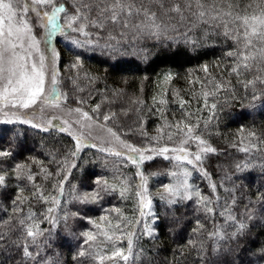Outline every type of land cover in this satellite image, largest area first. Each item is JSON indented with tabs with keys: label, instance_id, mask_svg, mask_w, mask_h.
<instances>
[{
	"label": "trees",
	"instance_id": "1",
	"mask_svg": "<svg viewBox=\"0 0 264 264\" xmlns=\"http://www.w3.org/2000/svg\"><path fill=\"white\" fill-rule=\"evenodd\" d=\"M235 2L241 8L251 4V12L260 0ZM190 34L199 38L201 46L195 52L184 49L187 54L183 56L173 57L155 40L144 39L134 46L124 43L121 51L116 53L103 49L88 52L82 58L80 68L72 67L76 59L74 53L85 50L76 49L69 41L63 39L61 42L60 39L57 47L60 53L59 88L67 94L66 104L71 107H82L92 114V107L99 104L101 113H116L108 126L122 140L138 148L154 145L156 142L151 138L160 135L157 129L181 119L182 111L195 113L199 117L198 131L217 151L208 154L203 162L208 176L192 171L188 183L193 192L199 190L202 196L209 198V207L213 211L206 212L202 204L197 203L196 196L175 204L161 199L162 195H166L165 186L177 180L170 172L183 171V168L174 167V160L154 156L140 166L148 177L145 188L153 213L142 216L140 198L136 195L141 183L136 175L138 168L126 157H117L98 148H83L79 158H76L72 155L76 141L68 134L56 129L45 132L28 124L0 123V151L11 153L0 157V174L6 177L5 186L0 187V233L7 237L6 247L0 248V264H25L22 251L15 246L16 241L23 239L16 223L19 215L29 211V205L45 232L38 238L37 245L31 247L39 255L26 264H97L89 256L80 257L77 253L82 248L90 252L103 249L101 241L105 238L84 219H94L100 230L112 234L108 221L100 220L103 215H108L113 229L117 222L120 223L123 232L113 235L117 246L126 250L128 239H133L134 253H139V259L134 264H264V254L260 252L264 248V199L260 195L264 194V107L259 100L253 102L245 98L243 86L232 76V86L239 99L225 104L227 94L220 92L218 109L222 108V111L218 112V119L210 118L208 109L202 108V102L198 103L193 98L189 81L205 76L202 71L205 64L209 74L226 77L225 69L232 59L226 53L235 45L221 29H211L207 25ZM78 38L84 39L83 36ZM180 47L183 49V46ZM169 72L174 78L171 82H164L163 77ZM85 73L93 78V82H88ZM189 73L192 75L189 76ZM80 99H85L87 103L78 104ZM160 99L166 100V103L160 105ZM180 99L190 103H185L184 109H181ZM197 109L202 110L198 112ZM205 120H208L207 127ZM163 131L165 136L160 144H171L167 139L169 129L164 127ZM249 133H255V136ZM241 148H248L249 151H241ZM195 150L193 144L192 151ZM245 162L251 166L238 170L236 165ZM73 163L75 167H71ZM18 164L24 166V174L19 179L15 171ZM185 167L191 171V165L185 164ZM28 172L34 175L35 185L49 198L58 195L56 185L67 174L61 203L51 214L58 218L55 226L45 219L51 201L49 199L45 203L32 195L35 191L33 181L24 178ZM105 182L115 186V191L111 188L105 190ZM213 184L216 185L215 191L211 187ZM21 187L23 192H20ZM122 188L125 189L123 196L120 194ZM93 192H99L100 196L95 202L83 203L76 198L90 197ZM17 195L28 197L21 205L24 213L11 211L12 201ZM226 207L237 220H244L248 228L239 239L226 237L220 241L219 251H216V241L209 238V233L222 229L230 236L235 230L232 221L226 220ZM153 216L156 218L154 222ZM248 216L252 219L249 220ZM146 225L153 230L152 235L145 230ZM86 231L97 234L96 240L85 244L81 233ZM104 264L116 262L105 260ZM119 264L124 262L119 261ZM129 264L133 261L130 260Z\"/></svg>",
	"mask_w": 264,
	"mask_h": 264
},
{
	"label": "snow or ice",
	"instance_id": "2",
	"mask_svg": "<svg viewBox=\"0 0 264 264\" xmlns=\"http://www.w3.org/2000/svg\"><path fill=\"white\" fill-rule=\"evenodd\" d=\"M264 0H260L257 8L249 12L252 5L249 4L243 8L235 0H0V123L3 124H30L33 128H40L41 131L57 129L64 132L69 129L63 125H74L77 135H74L76 141L73 157L79 158V153L83 147H98L90 144L88 137L92 136V130L99 128L105 131L108 137L118 141L131 153L137 155L131 156L121 151L105 149L99 147L100 151H107L117 157H126L133 164L137 165L136 175L140 178L139 191L136 195L140 198L141 215H145L144 208H150L151 201L148 200L145 185L148 177L144 174L140 166L145 160H151L154 156H162L165 160L176 161L175 168H183L182 172L171 171L170 175L177 177L173 184L165 186L166 195L161 199H166L169 204H175L182 200L192 199L196 196L197 203H201L206 212H212L209 207L210 200L202 196L199 190L193 192L188 183L192 171H200L205 177L208 176L203 169V162L210 153H215L217 149L212 147L203 139L200 128L199 117L195 113L181 112V119L162 125L157 131L160 133L157 137H152L156 143L149 148H138L120 139V136L111 127L108 122L114 120L116 113L100 112V105L92 107L90 114L84 111L82 107L63 108L67 102V94L60 91L61 83L57 65L60 59V53L53 46V40L57 36L63 37L69 41L76 49H84V52L74 53L76 59L72 64L73 68L82 67V58L88 52H95L96 49L108 50L110 53L121 51L124 43L135 45L136 42L144 39H152L157 42L161 49H166L171 56L179 57L186 55L184 49H190L195 52L200 47V40L194 37L192 33L202 25H207L211 29H221L223 35L234 42L235 47L228 50L226 55L232 58L225 69L226 77H217L209 74L208 65H204L202 71L204 77H196L189 81L192 88L193 98L202 102V108H207L210 118L218 119V104L221 102L220 92L226 93L224 103L230 100L239 99L236 96L235 88L232 86L230 77L235 76L237 83L241 84L245 90V98L251 101H261V107H264ZM185 30H181L183 26ZM39 27L44 32V38H38L35 29ZM95 30V31H92ZM72 34H76L73 36ZM83 36L81 40L78 37ZM43 43L44 47L41 48ZM183 46V49L180 47ZM176 48V51H172ZM143 51V49H140ZM146 58V57H145ZM219 67V65H217ZM250 74V78H249ZM88 82H93V78L84 74ZM192 73H189L191 76ZM174 76L171 72L163 77L164 82H171ZM75 84V80L73 81ZM197 85L200 87L197 88ZM259 86V87H258ZM83 90V87H79ZM250 90V96H249ZM40 103V112L43 113L48 108L65 110L69 116L75 113L73 120H61L58 125L54 123L61 118L52 115L42 117L46 123L37 124L31 119L24 118L20 114L21 109H29ZM78 104H86L85 99L77 101ZM142 104V101H134ZM160 105H164L166 100L160 99ZM181 109H184L185 101H179ZM254 106V105H253ZM161 111V109H157ZM202 109H197L201 111ZM166 119V118H165ZM208 120L204 124L207 127ZM164 127L169 129L167 139L171 142L169 145H161L160 140L165 136ZM174 129V131H173ZM255 136V133H249ZM109 143L112 142L110 139ZM195 144L196 150L192 151V145ZM255 147V146H253ZM241 151L247 152L248 148H241ZM148 153V155H145ZM173 153L176 155H169ZM8 151H0V157L8 156ZM191 165V171L185 167ZM249 162L237 164L238 170L243 171L250 167ZM71 167H75L73 163ZM17 178L24 174V166L17 165L15 169ZM182 177V178H179ZM24 178L33 181L35 191L32 195L45 203L51 201L45 213V219L53 226L58 222V218L51 215L56 207H59L60 197L64 195V183L67 181V174L64 179L58 182L59 193L50 198L44 196L43 191L35 185L34 175L28 172ZM99 182V181H98ZM126 183V181H125ZM6 177L0 174V187L5 186ZM215 191L216 185H211ZM111 188L115 191V186H109L105 182V190ZM24 189L21 187L20 192ZM125 189H121L123 196ZM264 199V194H260ZM83 203L95 202L100 196L99 192H93L90 197H76ZM28 200L26 196L17 195L13 201V213H24L21 205ZM235 203V201H233ZM226 220H231L234 231L227 236L222 229L209 233V238L216 241V251H219L220 241L228 239H239L248 228L244 220H237L230 209L226 207ZM148 215H153L150 211ZM88 223L92 224L98 230V234L105 239L101 241L104 245L99 252H90L82 248L77 256H89L97 262L104 264L105 260H111L119 264H133L139 259V253H134V241L129 238L126 250L117 246L113 235L117 232H123L120 223L117 222L115 228H112V222L108 220V215L100 217L101 221H108L109 231L100 230V225L94 219L84 217ZM153 216V222L155 221ZM251 220L252 217L248 216ZM16 226L19 228L23 237L22 241H16L15 246L22 251L23 259L34 261L39 252L31 250L33 245H37V240L45 232L40 227V221L35 218V213L29 211L19 215ZM145 230L149 235L153 230L146 225ZM85 237V244L89 241H95L97 234L91 231L81 233ZM127 235V234H125ZM132 235H135L134 233ZM7 237L0 233V248L6 247ZM189 243H192L190 241ZM91 247V245H90ZM264 254V248L260 249Z\"/></svg>",
	"mask_w": 264,
	"mask_h": 264
},
{
	"label": "rangeland",
	"instance_id": "3",
	"mask_svg": "<svg viewBox=\"0 0 264 264\" xmlns=\"http://www.w3.org/2000/svg\"><path fill=\"white\" fill-rule=\"evenodd\" d=\"M35 31L38 34V38L43 40V38H44L43 30L41 28L37 27L35 29ZM60 39L62 42L63 37H60V36H57L53 40V46H55L56 49L58 47V40H60ZM43 47H44V45L42 43L41 48L43 49ZM57 70H58V65H57ZM40 108H41V105L38 102L36 105L32 106L29 109H21L20 114L24 118L31 119L37 124L46 123V120L42 119V117H49L52 115H55V116L61 118L60 120L54 121V123H56L58 125L61 123V120H69L70 121V120H73L75 118V113H73L71 116H69L68 113L65 110H63V108H75V107H71L67 104H64L62 109L48 108L43 113L40 112ZM28 125H30V124H28ZM63 126L69 129L68 131H64L63 133L68 134L73 138H74V135L78 134L76 131V127L74 125L70 126V125L65 124ZM110 139L112 140L111 143L108 142ZM122 141H124V140H122ZM88 142L90 144L97 145L98 147H91L90 146V147H83V148H98V149H99V147H103L105 149L111 148L112 150H117V151H121L123 153H127V155H131V156L137 155L136 153L129 152L128 149L123 147V145L121 143H119L118 141H115L114 139L108 137L107 133L105 131H101L99 128H94L92 130V136L88 137ZM124 142H126V141H124ZM127 144H129V143H127ZM145 155H147V154H145ZM173 155H176V154H173ZM191 188H192V186H191ZM150 209H151V206H150V208H145V214L149 213Z\"/></svg>",
	"mask_w": 264,
	"mask_h": 264
}]
</instances>
